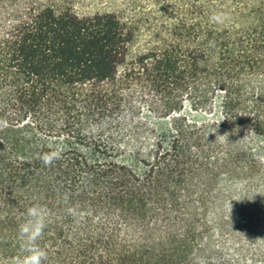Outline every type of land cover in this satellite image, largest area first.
Instances as JSON below:
<instances>
[{
  "label": "trees",
  "instance_id": "16d2710c",
  "mask_svg": "<svg viewBox=\"0 0 264 264\" xmlns=\"http://www.w3.org/2000/svg\"><path fill=\"white\" fill-rule=\"evenodd\" d=\"M34 204L44 264H264V0H0V264Z\"/></svg>",
  "mask_w": 264,
  "mask_h": 264
},
{
  "label": "clouds",
  "instance_id": "9594fccd",
  "mask_svg": "<svg viewBox=\"0 0 264 264\" xmlns=\"http://www.w3.org/2000/svg\"><path fill=\"white\" fill-rule=\"evenodd\" d=\"M210 19L217 23H223L226 17L222 13H214ZM218 137L227 138V135ZM60 157L61 149L57 146L54 150L44 153L40 159L45 166H51ZM47 217L46 209L40 205L34 204L26 209L25 219L18 226V238L21 242L20 255L15 257L11 264H44L48 253L38 242L47 227Z\"/></svg>",
  "mask_w": 264,
  "mask_h": 264
},
{
  "label": "rangeland",
  "instance_id": "374dc122",
  "mask_svg": "<svg viewBox=\"0 0 264 264\" xmlns=\"http://www.w3.org/2000/svg\"><path fill=\"white\" fill-rule=\"evenodd\" d=\"M79 2H81V1H79Z\"/></svg>",
  "mask_w": 264,
  "mask_h": 264
}]
</instances>
